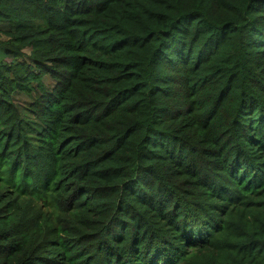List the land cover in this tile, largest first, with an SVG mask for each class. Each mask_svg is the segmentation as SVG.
<instances>
[{
	"label": "trees",
	"instance_id": "trees-1",
	"mask_svg": "<svg viewBox=\"0 0 264 264\" xmlns=\"http://www.w3.org/2000/svg\"><path fill=\"white\" fill-rule=\"evenodd\" d=\"M0 264H264V0H0Z\"/></svg>",
	"mask_w": 264,
	"mask_h": 264
},
{
	"label": "rangeland",
	"instance_id": "rangeland-1",
	"mask_svg": "<svg viewBox=\"0 0 264 264\" xmlns=\"http://www.w3.org/2000/svg\"><path fill=\"white\" fill-rule=\"evenodd\" d=\"M24 51H25L26 55H28V49H25ZM20 60H22V58H20ZM43 80L47 86H49V87L52 86V84H53L52 80L48 79L47 77H44ZM16 98H17L18 103L20 104L19 108L21 110V113L25 117V107L30 103V99L24 93L17 95ZM25 123H26V121H25Z\"/></svg>",
	"mask_w": 264,
	"mask_h": 264
}]
</instances>
